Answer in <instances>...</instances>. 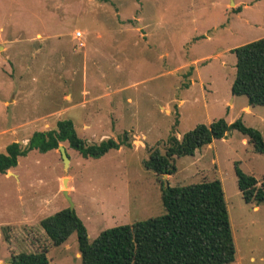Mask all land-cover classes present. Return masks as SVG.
<instances>
[{
    "label": "rangeland",
    "instance_id": "1",
    "mask_svg": "<svg viewBox=\"0 0 264 264\" xmlns=\"http://www.w3.org/2000/svg\"><path fill=\"white\" fill-rule=\"evenodd\" d=\"M262 37L264 0H0V152L60 119H71L87 144L128 139L98 158L59 142L68 161L58 147L33 149L0 173V264L40 250L49 264H80L75 233L55 246L40 226L69 207L65 189L91 241L104 229L163 214L161 181L214 179L235 246L229 264H264V203L244 201L234 172L237 166L261 181L264 154L239 132L176 157L171 175L143 165L153 149L165 151L170 135L240 118L245 96L227 109L230 50ZM255 109L242 121L264 133V107Z\"/></svg>",
    "mask_w": 264,
    "mask_h": 264
},
{
    "label": "trees",
    "instance_id": "2",
    "mask_svg": "<svg viewBox=\"0 0 264 264\" xmlns=\"http://www.w3.org/2000/svg\"><path fill=\"white\" fill-rule=\"evenodd\" d=\"M235 55V74L230 92L245 96L247 104L264 107V37L230 50ZM236 130L252 146L264 154L261 132L240 119L228 123L223 118L208 125L197 124L180 138L170 135L165 151L153 149L143 161L156 175L175 172L176 157L194 155L197 149L221 140ZM67 142L82 157L98 158L110 149L128 146L123 133L118 140L107 138L87 144L80 138L71 119H60L55 127L35 131L23 145L7 144L0 152V173L16 166L18 157L31 150L46 152ZM236 182L242 198L256 206L264 203V178L259 181L235 166ZM160 200L164 213L154 217L104 229L91 241L84 223L74 209L62 208L40 220V226L53 245L63 244L76 234L80 264H229L235 259L223 190L219 180L170 186L160 182ZM9 264H49L45 250L12 253Z\"/></svg>",
    "mask_w": 264,
    "mask_h": 264
},
{
    "label": "crops",
    "instance_id": "3",
    "mask_svg": "<svg viewBox=\"0 0 264 264\" xmlns=\"http://www.w3.org/2000/svg\"><path fill=\"white\" fill-rule=\"evenodd\" d=\"M235 97H239V96H235V95H232V97H231V100L228 102V107H227V109L229 110L230 109V107H232L233 105H234V103H233V101H234V98ZM254 110H256L255 109V106H251V105H248L247 104V102L246 101H243V104H242V106H241V108H240V120L242 121V119H243V121H244V118H245V115L247 116V115H250V116H252V115H254ZM256 112V111H255ZM242 121V122H243ZM228 123H230V122H228ZM244 123V122H243ZM245 124V123H244ZM246 125V124H245ZM249 125H251V124H249ZM257 129V128H256ZM258 130L261 132V134H262V136H263V138H264V133L261 131V128H258ZM242 141L245 143V144H249L248 142H247V139L245 138V137H242ZM213 142V141H212ZM212 142L210 143V144H212ZM210 144H208V146L210 145ZM67 190V189H66ZM68 191V190H67ZM68 194H69V191H68Z\"/></svg>",
    "mask_w": 264,
    "mask_h": 264
},
{
    "label": "water",
    "instance_id": "4",
    "mask_svg": "<svg viewBox=\"0 0 264 264\" xmlns=\"http://www.w3.org/2000/svg\"><path fill=\"white\" fill-rule=\"evenodd\" d=\"M58 149L61 152V155H62L63 160L64 161H68V157L66 155V152H65L64 147H62V146L59 145L58 146ZM62 193L64 194L65 198L69 201V209H73V203L70 201V197L68 195V191L65 189V190L62 191ZM7 264H9V263H7Z\"/></svg>",
    "mask_w": 264,
    "mask_h": 264
}]
</instances>
